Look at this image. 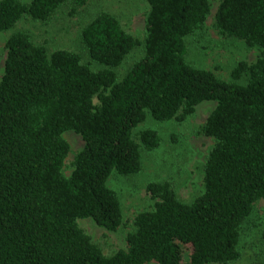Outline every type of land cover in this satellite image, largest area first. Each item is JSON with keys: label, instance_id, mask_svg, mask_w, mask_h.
<instances>
[{"label": "trees", "instance_id": "1", "mask_svg": "<svg viewBox=\"0 0 264 264\" xmlns=\"http://www.w3.org/2000/svg\"><path fill=\"white\" fill-rule=\"evenodd\" d=\"M215 0H146L140 41L107 10L79 32L83 52H49L27 31L6 39L0 77V264H227L240 256L241 226L264 201V0H218L212 26L257 47L231 80L187 60L186 38L204 28ZM88 0H0V32L23 15L46 21L63 5ZM138 45L142 54L118 78ZM97 67H92V64ZM243 79V81H241ZM215 101L198 132L213 143L203 164V190L181 200L168 180L146 185L153 207L138 211L126 248L103 253L78 224L106 230L122 222L112 171L141 169V147L156 149L155 129L134 130L147 115L183 121L202 101ZM72 129L83 139L63 173ZM264 245V228L261 233ZM187 261L183 262V258Z\"/></svg>", "mask_w": 264, "mask_h": 264}, {"label": "rangeland", "instance_id": "2", "mask_svg": "<svg viewBox=\"0 0 264 264\" xmlns=\"http://www.w3.org/2000/svg\"><path fill=\"white\" fill-rule=\"evenodd\" d=\"M28 1V0H25ZM218 0L213 2L204 28L186 38L187 60L196 66L211 69L223 79L231 80V70L239 60H255L259 49L250 47L242 39L220 35L212 26ZM71 7L63 5L46 21L23 15L13 29L0 32V77L6 56L5 42L15 30L27 31L34 43H43L51 52L66 48L83 52L79 32L82 26L96 13L107 10L114 13L125 30L140 41L143 38L144 16L148 9L146 0H88L87 4L71 14ZM142 54V46L132 50L124 62L116 68L121 78L128 66ZM96 68V64H92ZM243 81V79H241ZM215 106V101H202L195 106L192 114L183 121L171 119L158 121L148 116L134 130L155 129L161 136L160 145L151 151L142 147L141 169L135 175L124 176L112 171L107 185L113 189L120 200L122 222L116 230H106L88 217L77 219L78 224L99 244L103 253L111 254L117 249L126 248V234L133 229L134 215L141 210L153 207L154 200L146 189L150 181L168 180L178 197L186 202L192 200L203 190V164L213 143L210 136L198 132L207 115ZM62 136L69 145L62 167L69 175L75 153L82 148L83 139L72 129L65 130ZM264 201L254 202L252 211L244 220L240 231V256L227 264H264ZM187 261L183 258V262ZM152 264V263H144Z\"/></svg>", "mask_w": 264, "mask_h": 264}]
</instances>
